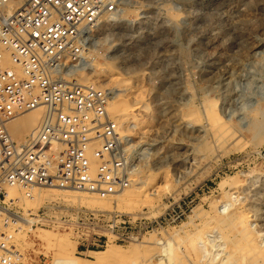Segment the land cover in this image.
<instances>
[{"label": "rangeland", "instance_id": "1", "mask_svg": "<svg viewBox=\"0 0 264 264\" xmlns=\"http://www.w3.org/2000/svg\"><path fill=\"white\" fill-rule=\"evenodd\" d=\"M88 52L99 67L111 68L97 85L121 89L112 77L130 78L139 88L133 95L147 103L151 116L141 115L147 121L146 134L120 138L122 159H130L138 172L130 174L133 181L124 186L128 189L118 201L92 210L52 199L33 209L36 212L54 201L55 217L32 225L67 243L77 240L74 251L67 249L61 255L40 234L41 247L35 249L44 253V261L263 264L264 0H124L117 13L99 19ZM81 72L94 73L93 69ZM209 100L231 126L224 130L226 134L210 133L202 114ZM187 111L202 114L201 119L181 117ZM128 145L137 154L130 157ZM144 179L146 184H141ZM252 213L257 214L255 219ZM237 215L242 217L235 219ZM108 220H161V224L147 233L141 229L110 232ZM239 221L243 228L250 223L251 232ZM54 222L67 223L70 231L43 225ZM241 232L246 236H239ZM108 244L119 245L120 254L98 259L94 251ZM29 251L24 255L34 259Z\"/></svg>", "mask_w": 264, "mask_h": 264}, {"label": "built area", "instance_id": "2", "mask_svg": "<svg viewBox=\"0 0 264 264\" xmlns=\"http://www.w3.org/2000/svg\"><path fill=\"white\" fill-rule=\"evenodd\" d=\"M0 0V264H21L5 229L22 217L19 196L58 188L107 196L125 186L120 127L107 106L109 90L72 79L102 15L122 0ZM8 57L12 66L3 65ZM42 108L37 126L15 138L10 122ZM19 196L9 198V189ZM54 202L29 212L34 223L55 217Z\"/></svg>", "mask_w": 264, "mask_h": 264}, {"label": "bare ground", "instance_id": "3", "mask_svg": "<svg viewBox=\"0 0 264 264\" xmlns=\"http://www.w3.org/2000/svg\"><path fill=\"white\" fill-rule=\"evenodd\" d=\"M123 1L124 0H122V2ZM22 2H23V0H10L9 7L11 9H14L15 7L19 6ZM122 14H123V12H122ZM106 15H110V14H106ZM103 16L104 15H102V17ZM84 58H85L84 59V62H85L84 63V65H85V69L84 70L93 69L94 73L93 74H88V73H84V72H81V73L76 72V73L73 74L72 79H74L76 82L77 81H80V83H84V82L87 83L88 82V83H90V85L103 88L104 85H97V82H99L101 80L100 77L109 75L111 68H109V67L107 68L106 66L105 67H99L100 65L97 64L96 62H94L93 56L90 54V52H86V55L84 56ZM104 63H106V62H104ZM3 65L5 67H11L12 66L9 58L6 57V56L4 58ZM74 76H76V77L79 76V77L76 78ZM112 79H114V81H116V84L122 85V88L121 89H119V88L117 89V88H114V87H111V88L110 87L109 88H106L105 87L106 89L109 90L110 97L112 99L109 102V104L107 106V109H108V112L112 114L114 120L117 121V123H118V125L120 127V130H119V138L124 137V139H125L128 136H130V135H133V134L135 135V134H138V133H140V134H146L147 133V126H145L144 124H146L147 121L145 119H143L142 118L143 116H141V115L143 113H149L148 115H150L151 114V108L147 105V103H145L144 101H142V99H137L136 96L133 95L134 93L136 94V91L139 88H137L136 86H134L131 83L132 81L129 80L130 78L129 79H126L125 77H123V76L122 77H119V75H118V76L112 77ZM114 81H112V82H114ZM117 90H121V92H115ZM213 102L214 101L211 100L208 103V105H206L204 107V111H203L202 114H203V119L205 120V123L208 125L209 130L211 131V132L210 131L209 132L211 134H213V136H217V135H220L224 130H226L228 128H231V126L228 127L229 123L227 121H225L224 119H222L219 116L218 112L213 107V105L215 103V102L214 103ZM190 109H192V108H190ZM194 112H188L187 114H185V113L182 114L181 113L182 114L181 117H184L185 118V117L189 116L190 118L193 117V118H196L198 120L201 119L200 118V115H202V114L193 115ZM41 114H42V108L38 107V108L32 109L30 111H27V112L19 115L15 119H13L10 122V130H11L13 136L15 138H18V137H22V136L28 134L29 132H31L37 126V124L39 122V119L41 117ZM184 114H185V116H183ZM255 127H256V125H255ZM126 128H132V131L131 132H126ZM224 133H225V131H224ZM232 135H229V136H232ZM213 136H212V138H213ZM128 140L130 141V139H128ZM124 142H126V141H124ZM219 142H221V141H219ZM131 146H133V145H128L129 148L127 147L128 150H129L128 152L130 153V157H132V155H134V154H137V152H135V150L134 151H131V149L133 148ZM138 154H140V153H138ZM120 160L121 161L116 166L118 168L117 171H120L124 175L127 176L126 177V181H125L127 184L125 186H128V181H130L129 177L131 178L130 174L138 172V168H132L131 165H130V163H129L130 162V159H128V158H125V159H122L121 158ZM164 177H165V175H164ZM132 179H133V176H132ZM136 180H138V177L136 178V176H135V180L134 181H136ZM131 181H133V180H131ZM131 181L129 182L130 185H131ZM139 181L136 182V183L139 184ZM145 182H146V180L145 181L142 180L140 183L141 184H146ZM147 183H150V182H147ZM145 186H147V185H145ZM135 188H138V187H135ZM126 189H128V188L127 187H125V188L123 187L120 190L117 189L114 194L112 193V194H109L107 196L106 195L105 196H98V195H95V194H91V193H87V192L75 191V190H71V189L70 190H64V189H58V188H32L31 189V197H29V198H26V197H23V196L20 197L19 196V192L14 187L11 188V189H9V198H15V197H18L19 196V199L22 201V204H23V206H22V208H23L22 217H18V218L12 219L13 220L11 222L12 226L10 228L5 229L6 234L9 235V236H11L12 242L14 243L16 249L19 251V253L21 255V264H47L44 261V253L39 252V257L37 259H30L26 255H24V253L27 252L28 250H33V248L35 247L33 245L30 248H27L25 251L22 252V250L25 247H29L31 245V243L28 242V241H26L25 239L26 238H30L32 236V234H33V236H37V237H40V234L43 235V238L49 244L54 245V247H55L54 249H55L56 253H58V254H61V253L66 252L67 249H70L71 251H74L75 250V245H76L77 240H76V242H73V243H67L64 239L59 238V237H56L53 233H50V232H48L45 229H40V227H38V226H33L32 225V222L35 220V218L29 216V211L34 212L35 210H33V209L37 208V206L40 203H42L43 201H49V200H52V199H60V200L62 199L63 201H66L68 203H77V204H80V205L87 206V207H89V209L91 208L92 210L93 209H96V210L97 209H105L104 207H107L110 204V201L111 200H113V202L118 201V199L121 198V195L124 192L126 193ZM136 198H137V196H136ZM50 202H54V201H50ZM114 206L115 205L113 203V207ZM242 211H244V210L242 209L239 213H241ZM239 216H241V215H239ZM239 216L238 215L235 216V219H238L236 217H239ZM252 216H253V219H255L254 217H257V214L256 213H252L251 214V217ZM241 217H240V219H241ZM71 218H73V217L71 216ZM243 219H245V218H243ZM55 221H57V219ZM245 221H246V223L248 222L247 219H245ZM41 224H39V225H41ZM160 224H161V220H155V221H151V222H128V223L116 222V221H110V220H108V222H107L106 225L109 228L110 232H112V231H114L116 229H120V230H124V231L125 230H128V229L129 230L130 229H141L142 232L147 233L148 231L153 230L155 227L160 226ZM240 224H241V222H240ZM242 224H244V223H242ZM242 224H241V227H242ZM43 225H45V226H47V227H49L51 229H61L63 231L64 230L70 231V227H69V225L67 223L63 224V223H60V222H58V223L57 222L56 223L54 222V223H51V224L46 223V224H43ZM246 225H247L246 228H243L244 225H243L242 228L245 229V230L247 229V231H246L247 233H248V231L251 232L250 230L252 229V226H250V223L249 224H246ZM248 225L251 228L250 230L248 228ZM252 225H253V223H252ZM34 229L36 231L35 232L36 234H34V232L32 231ZM239 233H240V231H239ZM243 233L242 234H239V236L240 235L243 236L244 234H247V233H244V234ZM249 235H251V234H248V236ZM223 236H225V235L223 234ZM245 236H243V237H245ZM239 238H238V240H239ZM222 241L224 242V240H222ZM215 246H216V244H215ZM200 247L202 248V245ZM153 248L154 247H152V249ZM120 249H121V247L119 245H109V247H107V248H105L103 250H96V251H94V254L96 255V257L98 259L99 258H104L105 259L107 257H114V256L116 257V256H118V254H120V252H121ZM90 252H92V251H90ZM200 253L201 252H199V254ZM150 256L151 255H149L148 258H150ZM63 257H61V258H63ZM65 259H69V258L67 257ZM151 259H152V257H151ZM160 259L161 258H159V257L157 259L155 258V261H158ZM139 261H140V259H139ZM146 262H148V261H146ZM146 262H144V263H146Z\"/></svg>", "mask_w": 264, "mask_h": 264}, {"label": "crops", "instance_id": "4", "mask_svg": "<svg viewBox=\"0 0 264 264\" xmlns=\"http://www.w3.org/2000/svg\"><path fill=\"white\" fill-rule=\"evenodd\" d=\"M33 238L34 239L29 238L28 242H30L33 246L41 247V244L38 243L40 238L37 236H34ZM39 252H41V250L40 249L36 250L35 247L33 248V250L29 251V253H32L34 259H37L39 257Z\"/></svg>", "mask_w": 264, "mask_h": 264}]
</instances>
